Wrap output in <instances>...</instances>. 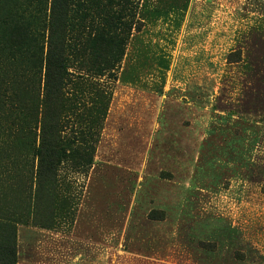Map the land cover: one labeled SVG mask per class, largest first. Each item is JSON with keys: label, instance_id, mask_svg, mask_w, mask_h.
<instances>
[{"label": "rangeland", "instance_id": "374dc122", "mask_svg": "<svg viewBox=\"0 0 264 264\" xmlns=\"http://www.w3.org/2000/svg\"><path fill=\"white\" fill-rule=\"evenodd\" d=\"M76 2L43 19L45 55L51 31L65 46L61 88L0 48V100L17 95L0 104V219L18 260L264 264V0ZM118 43L124 61L104 65Z\"/></svg>", "mask_w": 264, "mask_h": 264}, {"label": "trees", "instance_id": "16d2710c", "mask_svg": "<svg viewBox=\"0 0 264 264\" xmlns=\"http://www.w3.org/2000/svg\"><path fill=\"white\" fill-rule=\"evenodd\" d=\"M14 1L20 3V6L16 9L13 7ZM49 1H52L53 8L59 3L60 8L65 12L70 11L71 6L77 4L76 0H0V48L1 50L12 52L13 56H18L30 66L33 77L31 81H34L35 78L41 75L44 65V68L46 66L47 79L52 76V72H55L57 77L56 83L59 88H61L62 84H67L65 76L67 77L68 75L65 68L66 60L62 57L65 46L62 45L60 48H57V53L54 55V48L58 42L54 31H51L50 38H48V50L45 55L46 36L42 27L43 24H45L43 19L47 15L46 12ZM65 26L66 25H64V27ZM112 38L113 37L110 39ZM112 50L114 52V60L105 59L102 63L104 65L114 64L115 62L119 65L122 64L126 56L127 48L122 47L118 43ZM1 59L2 57H0V61ZM1 64L2 63H0V65ZM113 71L115 70L113 69ZM53 82L54 81L51 83V88L55 86ZM48 83H50V80H48ZM2 98L0 104L3 100L7 101L9 98L12 100H14L13 98L16 99L17 95L16 93L9 95L4 92ZM49 144L50 143L43 137L42 146L39 147L37 151L41 158L43 156V146H48ZM60 149L62 150L63 148ZM52 150H54V148L51 143L46 152L48 153ZM43 159L44 158H42V161ZM59 160V162L63 161L62 159ZM80 161L81 165L86 164V166H88L93 164L92 158H82ZM51 162L53 164L56 163L55 161ZM40 173H42V171ZM14 224L15 223L5 222L0 219V264H18V240L17 230Z\"/></svg>", "mask_w": 264, "mask_h": 264}, {"label": "crops", "instance_id": "0c3cea01", "mask_svg": "<svg viewBox=\"0 0 264 264\" xmlns=\"http://www.w3.org/2000/svg\"><path fill=\"white\" fill-rule=\"evenodd\" d=\"M35 259L25 260V264H92L89 260H82L83 257L77 258L73 248H39ZM20 253V252H19ZM83 255V254H82ZM29 257V256H28ZM32 257V256H31ZM28 262V263H27ZM18 264H23L19 257Z\"/></svg>", "mask_w": 264, "mask_h": 264}]
</instances>
